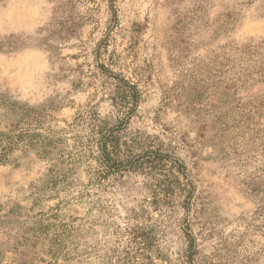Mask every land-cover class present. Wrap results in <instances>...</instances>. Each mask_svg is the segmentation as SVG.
Instances as JSON below:
<instances>
[{
  "label": "rangeland",
  "instance_id": "374dc122",
  "mask_svg": "<svg viewBox=\"0 0 264 264\" xmlns=\"http://www.w3.org/2000/svg\"><path fill=\"white\" fill-rule=\"evenodd\" d=\"M263 69L264 0H0V264H264Z\"/></svg>",
  "mask_w": 264,
  "mask_h": 264
},
{
  "label": "trees",
  "instance_id": "16d2710c",
  "mask_svg": "<svg viewBox=\"0 0 264 264\" xmlns=\"http://www.w3.org/2000/svg\"><path fill=\"white\" fill-rule=\"evenodd\" d=\"M262 73H264V69L259 73L260 77ZM126 93L125 96H132L133 94L130 89L127 90ZM110 144H112V147L116 148V143H111V140L107 137L104 138L101 145L103 153L108 152L107 149L111 146ZM147 156H150V154H147ZM166 159L168 158L165 156L155 155V157L149 159L147 162H149L151 166H154V168L157 166L158 169L155 170H158V173L161 174L162 171L165 170L164 167L167 166L165 163L167 162ZM126 233L128 234V238L125 240V245L121 249L116 248V250L113 251L114 258L111 264H165L155 261V258L150 256L149 249L152 247L151 237L143 226L135 227L130 232L126 231Z\"/></svg>",
  "mask_w": 264,
  "mask_h": 264
}]
</instances>
